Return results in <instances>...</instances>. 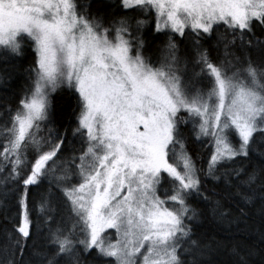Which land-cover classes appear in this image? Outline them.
I'll list each match as a JSON object with an SVG mask.
<instances>
[{"label":"snow or ice","instance_id":"6c2138e0","mask_svg":"<svg viewBox=\"0 0 264 264\" xmlns=\"http://www.w3.org/2000/svg\"><path fill=\"white\" fill-rule=\"evenodd\" d=\"M29 50L0 111V264H264V0H0V63ZM257 206L258 239L233 236ZM209 211L223 237L197 234Z\"/></svg>","mask_w":264,"mask_h":264},{"label":"trees","instance_id":"16d2710c","mask_svg":"<svg viewBox=\"0 0 264 264\" xmlns=\"http://www.w3.org/2000/svg\"><path fill=\"white\" fill-rule=\"evenodd\" d=\"M106 0H94V4L104 3ZM103 10V9H101ZM150 28H154V24L150 21ZM259 35V33H258ZM183 47V45H182ZM148 55H152L155 57L158 53L155 51V47L152 46L148 50ZM252 59L257 63L264 61V53H261L259 50H253ZM33 59V55L31 50H29L26 57L23 59H16L12 61L9 65H4L0 63V111L3 110V105L5 103V98H7V103L15 109L17 106L19 98L23 95V92L27 89V87L31 84V80L29 79L28 73L25 71L28 68L29 64ZM51 102L54 109V115L56 119V124L54 126L59 127L61 124L67 123V116L70 111L71 101L68 97L67 90H59L52 94ZM190 128V126H189ZM62 130V129H61ZM185 136L188 140V149L189 152L194 156L197 162V166L201 168H206V161L209 154V148L207 145L201 146L200 142L195 141L194 137H192L188 128L185 129ZM79 142H76V147L79 148ZM48 187L47 181L39 187H33L30 193V199L34 202L33 205V214L34 217L38 214V203H39V195L41 192L45 191ZM211 187V185H209ZM196 204L195 201H193ZM231 203V202H230ZM199 207H211L209 205H205L202 202L198 205ZM232 211L235 213L236 208L235 204L231 203ZM8 211L14 214V208L9 205ZM5 214L6 209L3 205H0V227L5 224ZM261 225V219L258 212V206L256 209H250L249 215L247 219H242L239 223H234L230 229L231 234L237 237H246L252 240H257L258 237L254 233V229H258ZM10 226V225H9ZM197 234H206V235H216L218 238L223 237L225 233L221 230V226L217 223V221L212 216L209 211L206 217L202 218V223L197 229ZM259 259V257H256Z\"/></svg>","mask_w":264,"mask_h":264}]
</instances>
